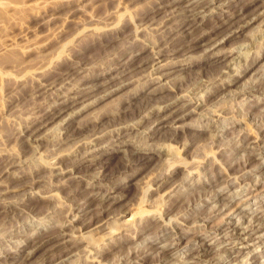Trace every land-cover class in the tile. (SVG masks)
Instances as JSON below:
<instances>
[{
  "label": "rangeland",
  "instance_id": "374dc122",
  "mask_svg": "<svg viewBox=\"0 0 264 264\" xmlns=\"http://www.w3.org/2000/svg\"><path fill=\"white\" fill-rule=\"evenodd\" d=\"M260 2L0 0V264H264V15L204 52Z\"/></svg>",
  "mask_w": 264,
  "mask_h": 264
},
{
  "label": "bare ground",
  "instance_id": "6f19581e",
  "mask_svg": "<svg viewBox=\"0 0 264 264\" xmlns=\"http://www.w3.org/2000/svg\"><path fill=\"white\" fill-rule=\"evenodd\" d=\"M207 1V0H206ZM253 1V0H252ZM175 2V1H174ZM204 2V1H203ZM173 3V2H172ZM187 3V2H186ZM204 3H206V2H204ZM250 3V2H249ZM198 5H200V4H198ZM161 6V5H160ZM170 6H172L171 4H170ZM181 6V5H180ZM186 6V5H185ZM254 6V5H253ZM187 7V6H186ZM205 7V6H204ZM180 8V7H179ZM179 8H177V6H175L174 8H173V10L172 11H174V10H177L176 12H180V11H182L183 13H185L184 12V10H186L187 11V9H184L183 8V6H182V8L183 9H179ZM191 8V7H190ZM156 9V8H155ZM171 10H170V13H171ZM191 10V9H190ZM202 10V9H201ZM152 12V11H151ZM159 12V11H158ZM157 12V13H158ZM162 12V11H161ZM160 12V13H161ZM176 12H172L171 14H169V15H165L166 17H164L163 18V16H162V19L158 22V21H156V23H155V25L153 26L156 30V32L157 33H159L160 34V36L162 37V40L164 41V42H166L167 44H169V42L172 40V38H168L167 39V36L172 32V30H176V28H178L179 26H181L183 23H185L184 22V20H183V18H184V16L182 17V16H175V17H173L170 21H168L166 18H168L169 16H171V15H173L174 13H176ZM192 12H194V10H191V13ZM196 12H197V10H196ZM166 13H169V11H167ZM205 13V12H204ZM202 14V13H201ZM155 15V14H154ZM176 15V14H175ZM181 15V14H180ZM184 15V14H183ZM189 15V14H188ZM191 15V14H190ZM225 15V14H224ZM259 15L261 16V15H264V0H261V2L260 3H258L257 5H255L254 7H252L251 9H249L247 12L245 11V13H242L241 15L239 14V16H240V18L238 17L237 18V20H236V22L235 21H231V23H229V25H227L224 29H222L220 32H217V33H215V29L214 30H212V31H210V32H208V34H207V38L208 39H206V41H207V43H208V45H206V48H205V53L207 52V54H209V55H217V57H222L223 55H224V53L225 52H222L220 49H218L217 47H216V45H217V43L218 42H220V40H221V38L222 37H225V36H229V35H232V34H235L236 32H238L243 26H245V25H247V23H249L251 20H253L254 18H258L259 17ZM156 16V15H155ZM154 17V16H153ZM172 17V16H171ZM223 17V16H222ZM231 17V16H230ZM229 17V18H230ZM241 17H242V20H240L241 19ZM228 17H226L225 19H229ZM155 19V18H154ZM153 19V20H154ZM194 19V18H193ZM231 19V18H230ZM153 20H150V21H153ZM158 20H159V18H158ZM240 20V21H239ZM238 21H239V23H238ZM199 22V20L197 19V18H195L194 19V21L192 22V21H190V22H188V23H186L187 25L183 28V29H181V31H178V32H176L175 34H178V33H180V34H182V30H184L185 31V29H189V28H193L194 26H195V24H197ZM223 22H224V20H223ZM200 23V22H199ZM198 23V24H199ZM225 23V22H224ZM151 24V23H150ZM220 24H222V23H220ZM153 25V24H152ZM182 27V26H181ZM150 28V27H149ZM192 28H191V30H192ZM218 28V27H217ZM187 32H189V30L187 31ZM207 32V31H206ZM153 33H154V31H153ZM156 34V33H155ZM154 34V35H155ZM184 34V33H183ZM185 35H186V33H185ZM157 36H158V38H160L159 37V35L157 34ZM176 36V35H175ZM184 36V35H183ZM169 37V36H168ZM172 37V36H171ZM174 37V36H173ZM202 37L203 36H200V37H197V38H195L194 40H193V42L192 43H197L200 39H202ZM176 38V37H175ZM223 39V38H222ZM160 40V39H159ZM161 40V43H159V41H158V43H159V47L158 48H160V49H156L154 52L156 53V55H154V58H155V61H154V63H157L155 66H156V68L157 67H160L159 68V70H162V69H164V71L162 72V74H163V76L165 75H167V74H169V73H172V70H174V69H169V68H171V67H178V66H180V65H184V61H181V60H178V58H174V57H170V56H166V57H160V58H158L159 56H160V54H161V48L163 47H165V46H167V45H164L165 43L163 42ZM173 41V40H172ZM175 41V40H174ZM223 42V41H222ZM157 43V44H158ZM191 43V45H193ZM171 45H173V44H171ZM182 46H184V44L182 45ZM195 46V45H194ZM169 47V46H168ZM181 47V46H180ZM193 47V46H192ZM168 49V48H167ZM170 49H171V47H170ZM191 49V48H190ZM158 50V51H157ZM166 50V49H165ZM133 51V50H132ZM139 51V50H138ZM187 51V50H186ZM172 52V51H171ZM170 53V52H169ZM175 53V52H174ZM137 54V53H136ZM164 54V53H163ZM167 54H168V52H167ZM171 54V53H170ZM206 54V55H207ZM133 55V54H132ZM134 56V55H133ZM136 56V55H135ZM204 57V56H203ZM210 57V56H209ZM161 58H166V60H164L163 62H159L160 60H161ZM223 58V57H222ZM131 59H133V57L131 58ZM179 59H180V57H179ZM184 60V59H183ZM120 61V60H119ZM132 61V60H131ZM144 61V60H143ZM246 61V60H245ZM187 62V61H186ZM114 63V62H113ZM119 63V62H118ZM145 63V62H144ZM123 64V63H122ZM131 64V63H130ZM109 65V64H108ZM114 65H116V64H114ZM113 65V66H114ZM125 65V64H124ZM127 66V65H126ZM119 67V66H118ZM136 67V66H135ZM111 68V67H110ZM106 69V70H104V72L102 73V77H104V78H106V77H110V75H107V73H110L112 70H113V67L111 68V69ZM145 68V67H144ZM116 69H117V67H116ZM119 69H121V68H119ZM122 69H123V67H122ZM154 69V68H153ZM124 70V69H123ZM179 70V69H178ZM114 71V70H113ZM120 71V70H119ZM118 71V72H119ZM156 71V70H155ZM158 71V70H157ZM152 72V71H151ZM159 72V71H158ZM158 72H156V73H158ZM101 73V72H100ZM112 73V72H111ZM154 73V72H153ZM152 73V74H153ZM99 73H98V75L96 76L97 78H99ZM119 75V74H118ZM122 75H124V74H122ZM147 77H149L147 80H145V82H143L144 84H142L141 85V87H139L140 88V90L141 89H144V88H146L145 87V85L146 86H148L149 84H151V82H156V81H158V80H160L161 78H159L158 76H156V78L157 79H154V76H152L151 74H150V71H149V74H148V72H147ZM115 76V75H114ZM177 76V75H176ZM175 76V77H176ZM239 76V75H238ZM88 77V76H87ZM91 77L92 76H89V79H91ZM93 78V77H92ZM95 78V77H94ZM93 78V79H94ZM116 78V77H115ZM163 78V77H162ZM174 78V77H173ZM85 79V78H84ZM93 79H92V81H93ZM172 79V78H171ZM124 80V79H123ZM170 80V79H169ZM230 80H232V79H230ZM103 81V80H102ZM106 81V80H105ZM227 81H229V80H227ZM160 81H158V83H159ZM167 82V81H166ZM215 82V81H214ZM224 82H225V80H224ZM223 82V83H224ZM109 83V82H108ZM149 83V84H148ZM230 83V82H229ZM94 84V83H93ZM92 84V85H93ZM95 84H96V82H95ZM100 84H101V82H100ZM154 84V83H153ZM161 84V83H160ZM218 84V83H217ZM220 84V83H219ZM222 84V83H221ZM85 85V84H84ZM97 85V84H96ZM98 85H99V83H98ZM159 85V84H158ZM162 85V84H161ZM216 85V84H215ZM223 85V84H222ZM221 85V86H222ZM88 86L89 85H87V87L85 88V90L84 91H79L80 93H78V95H85V94H87V92L89 91V88H88ZM121 86V85H120ZM218 86V85H217ZM84 87V86H83ZM91 87V86H90ZM95 87V86H94ZM156 87H158V86H155V87H152V89H151V91L153 90V89H156ZM213 87H215V86H213ZM219 87H220V85H219ZM218 87V88H219ZM92 88V87H91ZM138 88V89H139ZM84 89V88H83ZM215 89V88H214ZM79 90V89H78ZM82 90V89H81ZM158 90V89H157ZM138 91V90H137ZM160 91H163V90H160ZM137 93V92H136ZM154 93V92H153ZM138 94V93H137ZM180 94V93H179ZM179 94H173V98H171V99H169L168 101H167V103H165L164 105H165V108H168V107H172L173 105H174V102H173V100H175L176 98H178L179 96H181V95H179ZM78 95H75V97H77ZM93 95V94H92ZM136 95V94H135ZM165 95V94H164ZM89 97V96H88ZM90 97H91V95H90ZM71 98H72V96H71ZM70 98V99H71ZM182 98H183V96H182ZM77 99V98H76ZM66 100V99H65ZM74 100V99H73ZM83 100V99H82ZM71 101V100H70ZM75 101V100H74ZM176 101H177V99H176ZM175 101V102H176ZM79 102V101H78ZM74 103V102H73ZM76 103V102H75ZM133 103V102H132ZM147 103V102H146ZM88 105V104H87ZM162 105H163V103H162ZM176 105V104H175ZM182 105H184V104H182ZM181 105V106H182ZM66 106H67V104H66ZM70 106V105H69ZM61 107V106H60ZM65 107V106H64ZM163 107V106H162ZM146 108V107H145ZM152 107H148V109H151ZM126 109V108H125ZM143 109V108H142ZM156 109V108H155ZM160 109V108H159ZM181 109H184V107L182 108V107H180V105L179 106H177V107H175V108H172L171 110H170V112H168L169 114H168V116H172V118L175 120V118H177V117H179L180 116V110ZM163 110V109H162ZM55 111V110H54ZM61 111V110H60ZM59 111V112H60ZM183 112H184V110H183ZM182 112V113H183ZM186 112V111H185ZM58 113V112H57ZM138 114V113H137ZM54 115V114H53ZM53 115H51V117L53 116ZM151 115V114H150ZM149 115V116H150ZM152 115L153 116H155V117H157L155 120H157L155 123H156V125H158V123H159V121H162V119L160 118V116H159V112H157V113H152ZM167 115V114H166ZM50 117V118H51ZM57 117V116H56ZM142 117H144L143 115H142ZM148 117V116H147ZM48 118L49 117H46V115L45 116H43V117H41V118H38L37 120H35V122L34 123H32V124H35V123H37L38 122V124H37V127H39L40 125L42 126H44L45 124H44V121H46V120H48ZM53 118V117H52ZM51 118V119H52ZM51 119H49V120H51ZM55 119V118H54ZM164 119V118H163ZM166 120V119H165ZM47 122V121H46ZM50 122V121H49ZM145 122V121H144ZM167 123V122H166ZM31 124V125H32ZM172 124V123H171ZM36 125V124H35ZM163 125V124H162ZM165 125V124H164ZM163 125V126H164ZM169 125V124H168ZM174 125V124H173ZM162 126V127H163ZM33 127V126H32ZM172 127H174L175 128V125L174 126H172ZM31 128V127H30ZM35 129H36V127H34ZM179 128V127H178ZM34 129V131H36ZM39 129V128H38ZM160 130H161V128H160ZM99 131H101V133H102V129L101 130H99ZM99 131H97V133L99 132ZM176 132V131H175ZM92 133H93V131H92ZM97 133L95 134V132H94V134H92L93 135V137H95V135L96 136H98L97 135ZM174 133V132H173ZM91 134V133H90ZM99 134H100V132H99ZM74 135V134H73ZM73 137H75V136H73ZM71 138V137H70ZM95 138H97V137H95ZM165 140V139H164ZM62 151H63V149H62ZM85 152H86V150H85ZM108 152V151H107ZM91 153V151H89V150H87V152H86V154L84 153V154H82V156H81V158L79 159V162H81V161H83V160H88V159H96V158H93L92 157V155L90 154ZM93 153H94V151H93ZM103 153V152H102ZM105 153V152H104ZM99 155V154H98ZM79 156V157H80ZM101 156H102V154H101ZM95 157V156H94ZM109 157V156H108ZM111 157V156H110ZM109 157V158H110ZM144 157V156H143ZM90 159V163H95L93 160H91ZM99 160V159H98ZM17 161V160H16ZM12 162V161H11ZM88 162V161H87ZM105 162V161H104ZM143 162V161H142ZM103 163V162H102ZM144 163V162H143ZM92 164H90V165H92ZM101 164V163H100ZM99 164V165H100ZM6 165V164H5ZM10 166H12V165H10ZM101 166L103 167V165L101 164ZM8 167H9V165H8ZM100 169V168H99ZM58 173V172H57ZM63 173V172H62ZM61 174V173H60ZM62 175V174H61ZM97 176V175H96ZM259 193V192H258ZM261 193H263V192H261ZM264 194V193H263ZM199 195V194H198ZM258 195H254L253 197L254 198H256ZM260 201H262V200H260ZM262 204H264V203H262ZM261 204V205H262ZM224 205H225V203H224ZM222 209V208H221ZM220 209V210H221ZM134 213V212H133ZM133 216V215H132ZM254 218H256V216L254 217ZM201 219H204L203 217L201 218ZM256 220H257V218H256ZM98 221V220H97ZM260 221V220H259ZM205 222V221H204ZM101 223V222H100ZM255 225H253L252 223H250L249 224V226L246 228V229H243V230H245L244 232H242L241 234L242 235H244V236H247L248 238H249V235L252 233V232H254L255 231V233L256 234H258L257 235V237L259 236V230H256V228L254 227ZM259 228V227H258ZM233 230L235 229V228H232ZM260 229H262V228H260ZM238 230V229H237ZM236 229H235V233H234V235H237V238L239 237L240 238V236L241 235H239L240 233L237 231ZM241 232V231H240ZM261 234V233H260ZM233 235V234H232ZM247 237H244V238H247ZM60 243L61 242H63L65 239L61 236L60 237ZM68 241V240H67ZM66 242V241H65ZM39 243V242H38ZM67 243V242H66ZM175 243V242H174ZM64 245H65V243H63ZM68 244V243H67ZM66 244V245H67ZM176 244V243H175ZM32 245V244H31ZM40 245V244H39ZM73 246V245H72ZM72 246H68L67 245V250H66V252L67 253H69V252H72L73 250H74V246L72 247ZM201 246V245H200ZM203 247V246H202ZM33 248H35V247H33ZM79 248V247H78ZM77 248V249H78ZM79 250V249H78ZM31 251V250H30ZM75 252V251H74ZM74 252H73V254H74ZM202 252V251H201ZM200 252V253H201ZM62 253V252H61ZM204 254V253H203ZM206 254V253H205ZM163 255V254H162ZM67 257V256H66ZM13 263V262H12Z\"/></svg>",
  "mask_w": 264,
  "mask_h": 264
}]
</instances>
